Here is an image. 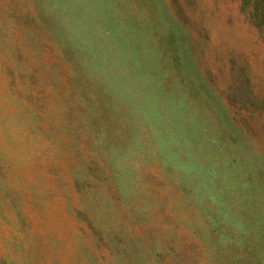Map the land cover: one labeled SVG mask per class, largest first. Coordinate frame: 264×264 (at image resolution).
<instances>
[{"label":"rangeland","instance_id":"rangeland-1","mask_svg":"<svg viewBox=\"0 0 264 264\" xmlns=\"http://www.w3.org/2000/svg\"><path fill=\"white\" fill-rule=\"evenodd\" d=\"M247 9L0 0V264H264Z\"/></svg>","mask_w":264,"mask_h":264},{"label":"trees","instance_id":"trees-1","mask_svg":"<svg viewBox=\"0 0 264 264\" xmlns=\"http://www.w3.org/2000/svg\"><path fill=\"white\" fill-rule=\"evenodd\" d=\"M242 1L244 2V5L247 6L248 8L247 12L249 13L250 17L253 18L255 21H258V18L264 15V0H242ZM257 1L260 3L259 5L257 4ZM257 23H259V21Z\"/></svg>","mask_w":264,"mask_h":264}]
</instances>
